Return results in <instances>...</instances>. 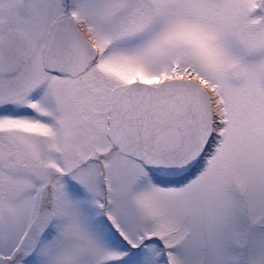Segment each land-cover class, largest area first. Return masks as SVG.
Returning a JSON list of instances; mask_svg holds the SVG:
<instances>
[{
	"label": "snow or ice",
	"instance_id": "snow-or-ice-1",
	"mask_svg": "<svg viewBox=\"0 0 264 264\" xmlns=\"http://www.w3.org/2000/svg\"><path fill=\"white\" fill-rule=\"evenodd\" d=\"M0 264H264V0H0Z\"/></svg>",
	"mask_w": 264,
	"mask_h": 264
}]
</instances>
